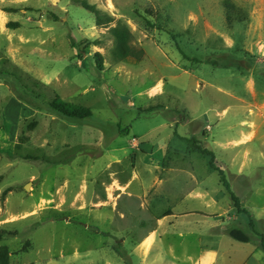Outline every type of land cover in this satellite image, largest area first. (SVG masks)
Returning <instances> with one entry per match:
<instances>
[{
	"label": "rangeland",
	"instance_id": "374dc122",
	"mask_svg": "<svg viewBox=\"0 0 264 264\" xmlns=\"http://www.w3.org/2000/svg\"><path fill=\"white\" fill-rule=\"evenodd\" d=\"M82 1L103 14L97 17ZM258 1L262 8L264 0ZM211 4L0 0V71L15 65L24 79L48 85L43 90L48 98L55 91L93 110L86 119L64 117L50 110L48 100L26 92L15 76L0 74V229L8 232L0 245L10 247L11 264H211L214 254L215 264L260 259L254 243L228 234L240 228L258 239L246 215L237 214L218 173L211 171L201 181L193 176H207L201 162L191 169L180 159L162 158L176 121L186 117L193 120L177 129L181 134L203 139L208 124L219 138L235 134L217 111L229 106L225 117L241 119L245 113L238 97L249 98L241 72L264 73V63L238 48L210 47L208 35L214 33L206 18L221 26L211 18ZM108 16L114 18L110 25ZM148 19L164 30L150 28ZM119 21L132 31V45L145 51L142 59L114 60L109 29ZM169 31L177 34V42ZM97 52L103 55L102 67ZM158 81L164 85L162 96L149 98L146 89ZM32 121L37 122L34 129L29 128ZM21 135L27 137V149L58 162L17 156ZM225 171L256 229L264 231V168L248 188ZM258 184L262 190L257 194L252 187ZM195 193L212 198L204 202ZM153 229L160 238L144 259L139 242ZM152 244L150 239L145 243Z\"/></svg>",
	"mask_w": 264,
	"mask_h": 264
},
{
	"label": "crops",
	"instance_id": "0c3cea01",
	"mask_svg": "<svg viewBox=\"0 0 264 264\" xmlns=\"http://www.w3.org/2000/svg\"><path fill=\"white\" fill-rule=\"evenodd\" d=\"M212 2L213 4L209 5L211 18L215 19V23L220 22L221 26L213 25V22L206 18L207 28L214 33L213 37L211 34L208 35L210 47L215 51L223 52H230V50L238 48L242 55L258 63H264V6L260 8L261 5L258 0H212ZM262 14L263 16H261ZM239 17L241 18L239 19ZM238 23L242 24V26H238ZM241 73L246 77V88L249 94V98L238 97V100L242 103L244 116L232 122V119L225 117L229 106L224 108L222 112L217 111L219 119L224 120L222 122L226 123L227 129L234 130L236 128L235 134H226L222 138H219L217 134L213 133L214 128L210 124L203 128L202 134L204 140L195 134H181L177 129L179 127L186 128L193 120L188 117L183 118L180 121H176L177 129L173 130L167 151L162 155V158L166 159L165 162L173 163L175 159H180L182 162L189 164L191 169L199 167L196 165L201 162L206 169V173H208L207 176H193L196 179L199 178L201 181H206L209 173L215 170L209 164L211 157L205 154L203 156L198 148H194L186 140V138L195 136L202 142L203 147L214 153L216 164L224 170L225 168L226 170H230L231 174L247 188L253 185L255 180L261 176L259 170L264 168V73L259 74L255 71H244ZM162 84L163 82L158 81L146 89L149 98L162 96L164 90V85ZM216 88L218 91L221 90L226 93L230 99L236 98L233 92L225 90L220 86H216ZM207 112H205L206 118ZM173 124L174 122L171 123L174 128ZM207 139H209L208 142ZM159 153L158 150L155 151L156 155H160ZM169 169H172V166ZM253 190L254 193L258 194L262 190V187L258 184L256 189L252 187ZM206 193V196H208V192ZM199 195L201 196V193ZM196 196L195 193L194 198L204 200V202L212 198ZM259 232L264 233V231ZM159 238L158 229H153L139 242L138 248L142 252L141 254L144 259L149 258L150 252ZM149 239L153 242L151 247L145 245ZM253 250V253L260 252V259L257 258L253 263L250 262L248 264H264L261 248H257L254 245ZM210 258L211 264H215L217 254L211 255Z\"/></svg>",
	"mask_w": 264,
	"mask_h": 264
},
{
	"label": "trees",
	"instance_id": "16d2710c",
	"mask_svg": "<svg viewBox=\"0 0 264 264\" xmlns=\"http://www.w3.org/2000/svg\"><path fill=\"white\" fill-rule=\"evenodd\" d=\"M82 6L85 9L93 12L97 17H100L101 14H103V11L100 8H98L96 5L88 3L87 1H82ZM113 21H114V18L111 16H108L106 23L110 25ZM146 22L150 28L155 27L159 30H164V28L161 25H156L149 19L146 20ZM109 32L112 38L114 39V47L112 49V56L115 61H122L130 57L140 60L145 56V51L142 48L137 49L134 45H132V41L134 40V35L126 24L119 21L116 25L110 27ZM169 32L171 33L173 39L177 42L176 40L177 34L173 33L172 31H169ZM177 47L183 53L182 49L178 45ZM96 56L99 59V66L102 67L103 66L102 65L103 55L100 52H97ZM242 62L246 64L245 61H242ZM12 66H13L12 69L5 68L2 71H0V74L15 76L17 81L22 85V87L26 90V92L31 93L37 98L48 100L47 102H48L49 108L54 113H57L64 117L76 118V119H86L93 115V110L91 108L67 102L64 99H62V97L59 94H57L55 91H53L54 93L52 94V97L48 98L46 93H44L43 91L44 89L49 88L48 85H46L45 83L41 82L38 79H33V78H30L29 80H26V78L24 79V76L26 74L22 70L18 69L17 66L15 65H12ZM149 110L150 109H147L146 111H149ZM36 125H37V122L32 121L29 124V128L34 129ZM123 131H126V130L125 129L120 130V132H123ZM186 140L190 142L194 148H198L205 155H209L211 157L209 164L211 168H213L218 173L220 183L229 193L232 199V202H233V207L235 208L237 214L246 215L250 229L258 237V239L254 240L251 235H249L248 233H246L240 228L229 229L228 234L230 235V237L240 242H245V243L252 242L255 245H257L259 248H261V250L264 252V233L259 232L256 229L255 222H254L251 212L248 210V208L244 206V203L242 202L240 197L236 195V193L232 190L231 184L227 179L225 170L222 167L218 166L215 162L214 153L208 150L207 148L203 147L202 142L195 136L191 138H186ZM25 142H27V137L21 135L20 140L19 142L15 144V149H14V153L17 156L24 158V159H28V160L30 159L43 160L49 163L58 162V160H56L55 158H51L50 156L46 154L39 155L35 153L34 151L27 149L24 146ZM211 216L213 217L216 215H211ZM7 233L8 232L6 230L0 229V238L5 236ZM117 251L121 253L120 250H117ZM10 260H11L10 247L8 245H0V264H11Z\"/></svg>",
	"mask_w": 264,
	"mask_h": 264
},
{
	"label": "water",
	"instance_id": "95a60500",
	"mask_svg": "<svg viewBox=\"0 0 264 264\" xmlns=\"http://www.w3.org/2000/svg\"><path fill=\"white\" fill-rule=\"evenodd\" d=\"M29 186H30V183H27V184L25 185V189H26V190H29Z\"/></svg>",
	"mask_w": 264,
	"mask_h": 264
},
{
	"label": "bare ground",
	"instance_id": "6f19581e",
	"mask_svg": "<svg viewBox=\"0 0 264 264\" xmlns=\"http://www.w3.org/2000/svg\"><path fill=\"white\" fill-rule=\"evenodd\" d=\"M147 243H148V241H147Z\"/></svg>",
	"mask_w": 264,
	"mask_h": 264
}]
</instances>
